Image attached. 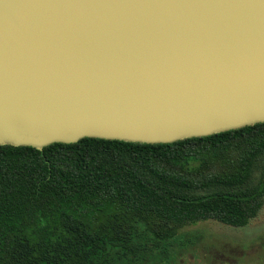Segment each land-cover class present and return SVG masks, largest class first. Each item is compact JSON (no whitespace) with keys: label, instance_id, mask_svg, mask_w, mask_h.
I'll return each instance as SVG.
<instances>
[{"label":"water","instance_id":"water-1","mask_svg":"<svg viewBox=\"0 0 264 264\" xmlns=\"http://www.w3.org/2000/svg\"><path fill=\"white\" fill-rule=\"evenodd\" d=\"M264 124V0H0V145L172 144Z\"/></svg>","mask_w":264,"mask_h":264},{"label":"trees","instance_id":"trees-1","mask_svg":"<svg viewBox=\"0 0 264 264\" xmlns=\"http://www.w3.org/2000/svg\"><path fill=\"white\" fill-rule=\"evenodd\" d=\"M264 209V124L172 144L0 145V264H170Z\"/></svg>","mask_w":264,"mask_h":264},{"label":"rangeland","instance_id":"rangeland-1","mask_svg":"<svg viewBox=\"0 0 264 264\" xmlns=\"http://www.w3.org/2000/svg\"><path fill=\"white\" fill-rule=\"evenodd\" d=\"M170 264H264V209L246 228L209 221L189 227Z\"/></svg>","mask_w":264,"mask_h":264}]
</instances>
